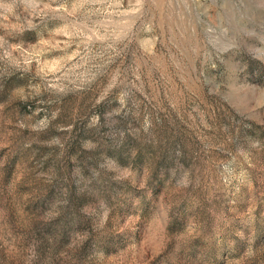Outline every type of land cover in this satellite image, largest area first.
Wrapping results in <instances>:
<instances>
[{
  "label": "rangeland",
  "instance_id": "obj_1",
  "mask_svg": "<svg viewBox=\"0 0 264 264\" xmlns=\"http://www.w3.org/2000/svg\"><path fill=\"white\" fill-rule=\"evenodd\" d=\"M0 264H264V0H0Z\"/></svg>",
  "mask_w": 264,
  "mask_h": 264
}]
</instances>
